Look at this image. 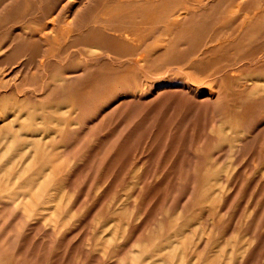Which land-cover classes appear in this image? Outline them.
I'll return each instance as SVG.
<instances>
[{
  "label": "rangeland",
  "instance_id": "1",
  "mask_svg": "<svg viewBox=\"0 0 264 264\" xmlns=\"http://www.w3.org/2000/svg\"><path fill=\"white\" fill-rule=\"evenodd\" d=\"M263 27L264 0H0V264H264Z\"/></svg>",
  "mask_w": 264,
  "mask_h": 264
},
{
  "label": "bare ground",
  "instance_id": "2",
  "mask_svg": "<svg viewBox=\"0 0 264 264\" xmlns=\"http://www.w3.org/2000/svg\"><path fill=\"white\" fill-rule=\"evenodd\" d=\"M205 10H206V9H205ZM200 11H201V10H200ZM174 14H175V13H174ZM253 15H255V14H253ZM256 15H257V14H256ZM172 16H173V15H172ZM186 17H187V16H186ZM245 17H246V16H245ZM256 17H257V16H256ZM249 18H250V17H249ZM252 18H253V17H252ZM252 18H251V19H252ZM258 21H259V20H258ZM177 23H179V22H177ZM254 24H255V23H254ZM254 24H253V25H254ZM251 25H252V24H251ZM251 25H250V27H251ZM259 25H260V24H259ZM263 28H264V27H263ZM174 29H175V28H174ZM248 30H250V28H249ZM248 30H247V31H248ZM262 31H263V30H262ZM164 32H165V31H164ZM165 33H166V32H165ZM167 33H168V32H167ZM157 37H158V36H157ZM124 40H125V39H124ZM127 42H128V41H127ZM129 42H130V41H129ZM157 43H158V42H157ZM155 45H156V44H155ZM163 45H164V44H163ZM160 46H161V45H160ZM160 46L158 45V47H160ZM140 47H141V49H142V46H141V45H140ZM151 47H152V46H151ZM153 47H154V46H153ZM162 47H163V46H162ZM162 47H161V48H162ZM156 48H157V46H156ZM156 48H155V49H156ZM161 48H159V49H161ZM138 49L141 50L140 48H138ZM151 49H152V48H151ZM146 50H147V49H145V51H146ZM156 50L158 51V49H156ZM142 51H143V50H142ZM142 51H141V52H142ZM157 51H156V52H157ZM159 51H160V50H159ZM136 52H137V51H136ZM136 52H135V53H136ZM102 53H103V52H102ZM137 53H138V52H137ZM137 53H136V54H137ZM142 53H146V52H142ZM148 53H149V55L151 54L150 52H148ZM148 53H147V54H148ZM139 54H140V52H139ZM139 54H138V55H139ZM161 54H162V53H161ZM134 55H135V54H134ZM138 55H136V57H137ZM162 56H163V55H162ZM145 57H146V54H145ZM149 57H150V56H149ZM138 58H139V57H138ZM140 58H141V57H140ZM153 58H154V57H152V59H153ZM105 59H106V58H105ZM105 59H104V60H105ZM141 59H142V58H141ZM144 59H145V58H144ZM148 59H149V58H148ZM150 59H151V58H150ZM156 59H157V56H156ZM107 60H108V59H107ZM142 61H143V60H142ZM146 61H148V60L146 59ZM158 61H159V60H158ZM138 63H139V62H138ZM171 64H172V63H171ZM130 65H131V64H130ZM154 65H155V64H154ZM144 66H145V63H144ZM144 66H141V67H144ZM132 68H133V67H132ZM160 68H161V67H160ZM219 68H220V67H219ZM133 69H134V68H133ZM159 70H160V69H159ZM162 70H163V69H162ZM162 70H161V71H162ZM155 71H156V70H155ZM84 72H85V71H84ZM79 74H80V73H79ZM68 76H70V75H68ZM81 76H82V75H81ZM71 77H73V76L71 75ZM77 77H78V76H77ZM70 79H71V78H70ZM76 79H77V78H76ZM78 79H79V78H78ZM260 79H261V78H260ZM74 80H75V79H74ZM79 80H80V79H79ZM263 80H264V79H262V81H263ZM62 81H63V79H62ZM69 81H70V80H69ZM64 82H65V81H64ZM137 82H138V81H137ZM67 83H68V81H67ZM70 83H72V82H70ZM140 83H141V82H140ZM142 83H143V82H142ZM142 83H141V85H142ZM257 83H258V82H257ZM261 83H263V82H261ZM137 84H138V83H137ZM147 84H148V83H147ZM263 84H264V83H263ZM139 85H140V84H139ZM141 85H140V86H141ZM142 86H143V85H142ZM142 86H141V87H142ZM252 86H253V85H252ZM150 87H151V85H150ZM150 87H149V88H150ZM160 87H161V86H160ZM179 87H180V86H179ZM183 87H185V86H183ZM194 87H195V86H194ZM142 88H144V87H142ZM168 88H169V87H168ZM150 89H151V88H150ZM171 89H172V88H171ZM184 89H185V88H184ZM184 89H183V90H184ZM262 89H263V88H262ZM161 90H162V89H161ZM165 90H167V89H165ZM165 90H162V91H165ZM196 90H197V88H196ZM259 90H260V89H259ZM162 91H160V92H162ZM184 91H185V90H184ZM186 91H187V90H186ZM199 91H200V90H199ZM263 91H264V90H263ZM141 92H143V91H141ZM160 92H159V93H160ZM171 92H172V91H171ZM188 92H189V91H188ZM257 92L259 93V91H257ZM261 92H262V91H261ZM173 93H174V92H173ZM191 93H192V92H191ZM203 93H204V92H203ZM262 93H263V92H262ZM62 94H64V91L62 92ZM66 94H67V93H66ZM131 94L133 95V93H131ZM131 94H130V95H131ZM162 94H163V93H162ZM162 94H160V95H162ZM181 94H182V93H181ZM198 94H199V93H198ZM263 94H264V93H263ZM128 95H129V94H128ZM130 95H129V96H130ZM136 95H137V94H136ZM158 95H159V94H158ZM175 95H176V93H175ZM189 95H190V94H189ZM196 95H197V94H196ZM199 95H200V94H199ZM256 95H257V94H256ZM124 96H125V95H124ZM124 96H123V97H124ZM133 96H134V95H133ZM144 96H145V95H144ZM177 96H178V95H177ZM177 96H176V98H177ZM183 96H185V95H183ZM194 96H195V95H194ZM202 96H203V95H202ZM258 96H259V95H258ZM135 97H136V96H135ZM139 97H140V96H139ZM142 97H143V96H142ZM156 97H157V96H156ZM187 97H188V96H187ZM197 97H198V96H197ZM216 97H217V96H216ZM124 98L127 99L126 97H124ZM130 98H131V97H130ZM153 98H154V96H153ZM176 98H175V99H176ZM185 98H186V97H185ZM185 98H184V99H185ZM188 98H190V96H189ZM193 98H194V97H193ZM198 98H199V97H198ZM207 98H208V97H207ZM262 98H263V96H262ZM158 99H159V98H158ZM209 99L211 100V98H209ZM154 100H157V98H156V99L154 98ZM189 100H190V99H189ZM193 100H194V99H193ZM195 100H197V99H195ZM202 100H203V99H202ZM202 100H201V101H202ZM190 101H191V100H190ZM194 102H195V101H194ZM198 102H199V101H198ZM207 102H209V101H207ZM214 102H215V100H214ZM123 103H124V102H123ZM201 103H204V100H203ZM191 104H192V103H191ZM196 104H197V103H196ZM205 104H206V102H205ZM193 105H194V104H193ZM197 105H198V104H197ZM209 105H210V104H209ZM215 105H216V104H215ZM215 105H214V107H215V109H216V106H215ZM120 106H121V105H120ZM206 106H208V104H207ZM117 107H118V106H117ZM117 107H115V108H117ZM212 110H213V109H212ZM215 111H216V110H215ZM112 114H113V113H112ZM45 130H46V129H45ZM46 132H47V131H46ZM128 134H129V133H128ZM34 136H35V135H34ZM36 136H37V135H36ZM41 136H42V135H41ZM37 137H38V136H37ZM43 137H44V136H43ZM33 138H35V137H33ZM40 141H42V140H40ZM29 145H31V144H28V146H29ZM28 146H27V147H28ZM32 146H33V145H32ZM38 146H39V145H38ZM25 149H26V148H25ZM34 149H35V148H34ZM32 153H34V151H33ZM22 154H23V153H22ZM29 156H30V155H29ZM21 157H22V156H21ZM27 157H28V156H27ZM24 158H26V157H24ZM21 159H22V158H21ZM231 159H232V158H231Z\"/></svg>",
  "mask_w": 264,
  "mask_h": 264
}]
</instances>
